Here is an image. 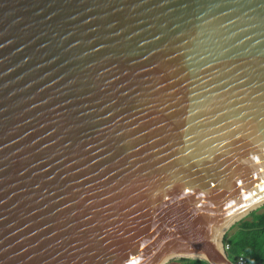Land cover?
Segmentation results:
<instances>
[{
  "label": "water",
  "instance_id": "water-1",
  "mask_svg": "<svg viewBox=\"0 0 264 264\" xmlns=\"http://www.w3.org/2000/svg\"><path fill=\"white\" fill-rule=\"evenodd\" d=\"M264 206V0H0V264H233Z\"/></svg>",
  "mask_w": 264,
  "mask_h": 264
},
{
  "label": "trees",
  "instance_id": "trees-1",
  "mask_svg": "<svg viewBox=\"0 0 264 264\" xmlns=\"http://www.w3.org/2000/svg\"><path fill=\"white\" fill-rule=\"evenodd\" d=\"M222 243L228 246L226 256L234 262L243 256L248 262L264 264V206L233 225ZM167 264H209L199 259H177Z\"/></svg>",
  "mask_w": 264,
  "mask_h": 264
},
{
  "label": "built area",
  "instance_id": "built-area-1",
  "mask_svg": "<svg viewBox=\"0 0 264 264\" xmlns=\"http://www.w3.org/2000/svg\"><path fill=\"white\" fill-rule=\"evenodd\" d=\"M221 248H222L223 254L226 256V250L228 249V246L224 245L222 243ZM232 263L233 264H255V263H252V262H248L243 256L237 257L236 260L234 262H232Z\"/></svg>",
  "mask_w": 264,
  "mask_h": 264
},
{
  "label": "rangeland",
  "instance_id": "rangeland-1",
  "mask_svg": "<svg viewBox=\"0 0 264 264\" xmlns=\"http://www.w3.org/2000/svg\"><path fill=\"white\" fill-rule=\"evenodd\" d=\"M262 208V207H261ZM174 260H177V259H174Z\"/></svg>",
  "mask_w": 264,
  "mask_h": 264
}]
</instances>
